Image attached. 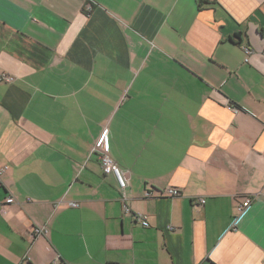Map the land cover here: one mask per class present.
<instances>
[{
  "label": "crops",
  "instance_id": "1",
  "mask_svg": "<svg viewBox=\"0 0 264 264\" xmlns=\"http://www.w3.org/2000/svg\"><path fill=\"white\" fill-rule=\"evenodd\" d=\"M3 74L0 264H264V0H0Z\"/></svg>",
  "mask_w": 264,
  "mask_h": 264
},
{
  "label": "built area",
  "instance_id": "2",
  "mask_svg": "<svg viewBox=\"0 0 264 264\" xmlns=\"http://www.w3.org/2000/svg\"><path fill=\"white\" fill-rule=\"evenodd\" d=\"M246 54L249 56L252 54V49L246 47L245 48ZM14 78L12 76L3 74L0 76V81H6V82H11L13 81ZM107 133V132H106ZM108 141L106 138V134H104L99 141L96 144V147H94V152H98L101 154V163L102 167L105 171V173L110 174L113 173L118 181L119 187L121 190H125L126 187L128 186V179L126 177L125 171H123L112 159L111 157L105 153V151L108 148ZM5 170H3L4 172ZM169 194L172 197H176L179 194V192L175 189H170ZM15 202V199L13 197H8L5 200V204H12ZM202 203H204V200H202ZM252 204V200L250 198H247L239 207L238 211L240 214L244 213V211L249 208ZM69 206L73 208H78L79 204L78 203H69ZM125 211L133 216V219L137 222L140 223L143 227L148 228L150 227V221H149V216L147 214L141 213V212H133L128 206H125ZM0 213H5V208L4 206H0ZM47 234V229L45 227H36L33 230V235L36 236H42Z\"/></svg>",
  "mask_w": 264,
  "mask_h": 264
},
{
  "label": "trees",
  "instance_id": "3",
  "mask_svg": "<svg viewBox=\"0 0 264 264\" xmlns=\"http://www.w3.org/2000/svg\"><path fill=\"white\" fill-rule=\"evenodd\" d=\"M202 3H203V1L201 2V4H200V5H202Z\"/></svg>",
  "mask_w": 264,
  "mask_h": 264
}]
</instances>
